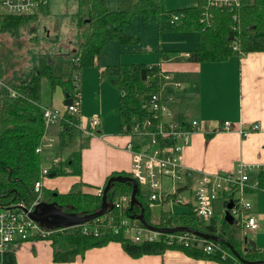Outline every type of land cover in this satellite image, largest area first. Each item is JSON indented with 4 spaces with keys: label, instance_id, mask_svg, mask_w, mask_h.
<instances>
[{
    "label": "trees",
    "instance_id": "obj_1",
    "mask_svg": "<svg viewBox=\"0 0 264 264\" xmlns=\"http://www.w3.org/2000/svg\"><path fill=\"white\" fill-rule=\"evenodd\" d=\"M162 1L136 0L131 10L109 12L105 0H77V10L73 14L75 20L69 18L67 27L71 35L74 37L77 35L80 40L68 57L61 58L66 59L67 71H61L58 63L45 59L44 64L39 61V69L33 71L30 78L21 81L19 85L8 84L16 93V97H11L7 91L0 89V206L21 203L25 208H29L33 206L37 196L33 186L40 180L43 164L42 154L35 152L36 147L41 145L44 130L41 110L42 80L48 81L51 90L60 87L64 94L63 102L69 105L75 96V88L79 90L78 79L76 80L74 76L78 77L83 68L98 66L101 52L108 42L117 41L125 45L138 41L137 38L124 33V27L130 24L134 16H140L143 24H146L151 16H155L158 34L196 33L198 47L189 54L192 62L217 63L245 53L264 52V0H239V6L234 10L210 8L209 12L212 14L210 27L200 22L206 0H197L195 7L173 11L165 10ZM46 8L47 5L41 6L38 12H45ZM233 16L237 17L236 22L232 20ZM29 17L34 16L0 14V32L12 31L19 24L29 20ZM234 43L238 50H233ZM100 76H107L110 84L119 92L120 125L130 122L134 117L146 115L149 99L161 89V71L158 65L118 64L103 68ZM65 117L73 123L77 122L68 114H65ZM78 134L73 126L61 123L56 149L59 157ZM80 174L78 150L69 153L63 159L61 157L56 165H52L48 171V178ZM119 175L130 177V173L114 172L106 178L105 183L110 177ZM256 178L258 188L263 190L264 172L257 173ZM83 186V183H76L67 193L62 194L42 188L41 201L56 204L65 212L75 215L93 214L100 209L101 195L84 193ZM131 192L130 182L111 183L106 194L109 207L105 215H113L117 219L118 212L111 205L122 196H130ZM136 199L143 209V218L147 225H163L164 228L185 227L201 233L216 234L230 244L240 259L222 243V249L229 254V257L223 259L221 252L206 254L195 244L185 248L166 245L163 240L137 244L125 239L122 234H113L110 229H106L99 236H86L81 233L79 227H73L63 234L53 233L46 238L51 241L52 261L70 263L77 255L82 256L89 249L116 242L133 259L144 255H161L166 250H178L192 258L214 260L221 264H245L242 261L247 262L246 264H264V251L257 248L253 242L245 241L246 238L239 239L237 232L232 234L225 231L224 228L228 226L226 221L222 220L218 229L212 219L205 221L190 209L186 213L161 211L160 222L155 225L150 220L149 202L140 188L137 189ZM140 212V207L128 206L122 214L134 217ZM162 219L164 222H161ZM92 222L86 224L90 225ZM238 231L240 232V228ZM0 264H15L10 251L0 256Z\"/></svg>",
    "mask_w": 264,
    "mask_h": 264
},
{
    "label": "crops",
    "instance_id": "obj_2",
    "mask_svg": "<svg viewBox=\"0 0 264 264\" xmlns=\"http://www.w3.org/2000/svg\"><path fill=\"white\" fill-rule=\"evenodd\" d=\"M47 1L48 12L51 15L49 0ZM105 1L109 12H118L127 9L125 7H130L129 4H134L136 0ZM70 2L73 9H77L76 0H67L66 7ZM196 5L197 0H192L186 7L179 9ZM65 13L62 24L66 21L68 23L70 18V15ZM136 20L137 35L134 29H127V25L126 28L124 27V33L137 38V46L110 41L101 52L98 66L83 68L79 72L80 115L85 119L96 117L99 120L96 135L88 140L85 148L78 149L80 176L45 178L43 188L62 194L67 193L75 183L80 182L84 184L83 191L95 194L111 173L130 172L132 157L126 149L129 138L120 134L117 95L110 87L108 79L100 76V71L118 64L158 65L161 71V89L172 97L168 109L173 118L184 123L196 120L199 124V130L191 135L182 153L183 166L193 171L182 192L186 195L187 202L178 208L177 212L170 211L186 213L194 204L193 189L199 173L230 172L238 162L264 165V52L245 53L217 63L192 62L185 54L197 49L196 33L158 34L155 17L150 18L147 26H141L140 17ZM50 22L53 24V19ZM53 30L57 31L56 28ZM142 30H144L143 35ZM65 34L61 39L67 37ZM139 53L141 55H138ZM177 84L181 88L177 87ZM63 101L64 94L57 86L53 89L49 106L62 111L65 106ZM224 121L231 124L232 130L220 131L219 126ZM254 123L260 124V130L242 136L240 131H245ZM78 144H81L79 139ZM71 152L73 150L68 148L61 157H66ZM256 176L257 173L251 174L250 183H258ZM88 186L95 191L93 193L88 191L90 190ZM243 198L249 202L248 215L256 219L259 230L264 223V190L248 189ZM216 203L217 200L213 202V211ZM226 204L224 203L221 221L226 215ZM212 220L216 223L214 214ZM158 221L152 223L151 220V223L157 224ZM235 221L233 217L232 222L227 223L228 226L224 229L232 234L237 232L239 239H242V232H239L238 228H244ZM254 245L264 251V243L254 242ZM15 246H17L15 250L25 251L22 256L30 264H221L214 260L192 258L178 250H166L161 255H144L133 259L116 242L89 249L83 257L76 258L74 262L54 263L51 241L48 239H30ZM13 247H10L12 255L15 252L12 251ZM16 264H21L20 260Z\"/></svg>",
    "mask_w": 264,
    "mask_h": 264
},
{
    "label": "built area",
    "instance_id": "obj_3",
    "mask_svg": "<svg viewBox=\"0 0 264 264\" xmlns=\"http://www.w3.org/2000/svg\"><path fill=\"white\" fill-rule=\"evenodd\" d=\"M47 0H0V11L12 16H33L41 6L46 5ZM239 6V0H206L202 13L201 23L206 27L212 24V14L210 8H227L234 10ZM175 18V16H173ZM237 21V17H232ZM234 29V28H233ZM189 57V54H185ZM77 80V75L74 76ZM77 87V85H76ZM177 87L181 88L177 84ZM0 89H4L11 97H16V93L6 84L0 81ZM172 101L170 95H166L161 89L149 99L147 113L144 116L134 117L130 122L121 124L120 134L129 138L126 149L132 157L130 176L137 183L144 193L151 206L163 205L173 201L175 182L186 183L192 177V169L186 168L182 164L183 147L187 146L193 133L199 130L196 120L186 123L173 118L168 109ZM44 124L41 136V145L36 147L35 152L44 154L48 166L42 164L40 171L41 180L34 183L33 191L37 195L33 201V206L41 200L42 182L48 176V171L52 165H56L61 157H52L50 154L56 144V136L53 134V127L56 124L67 123L77 129L84 137H94L99 126L96 117L85 119L80 115L79 91L75 88V96L69 105L64 106V111H59L50 107H41ZM65 114L74 117L77 122L73 123L66 119ZM220 131L232 130L231 124L224 121L219 126ZM260 130V124L254 123L245 131H240L242 136L250 132ZM264 172V165H251L243 162L236 163L234 169L226 173L209 174L199 173L194 184V214L205 221L213 217V202L219 198L224 203L233 202V207L229 210L236 222H239L244 229L254 231L258 224L256 219L248 215L250 209L249 202L243 198L248 189L260 190L258 183H250V176L253 173ZM165 182L171 183V186ZM169 186V187H168ZM165 187H168L165 189ZM169 189V190H168ZM264 190V189H263ZM100 190L97 195H100ZM238 193V198H235ZM179 203H186L178 200ZM130 206V196H122L116 200L112 208L117 212L124 211ZM79 227L83 235L99 236L106 229H110L113 234H122L129 241L137 244L153 243L163 240L166 245L175 247H190L195 244L206 254L221 252L223 258L229 257L221 243L207 241L198 238L189 232L181 233H161L145 227L139 220L124 216L117 220L112 215H103L92 224L86 223L60 227L54 229L43 228L38 222L32 220L27 211L15 207L0 206V256L9 250L10 246L29 239H45L53 233H65L68 229ZM164 227V226H158Z\"/></svg>",
    "mask_w": 264,
    "mask_h": 264
},
{
    "label": "rangeland",
    "instance_id": "obj_4",
    "mask_svg": "<svg viewBox=\"0 0 264 264\" xmlns=\"http://www.w3.org/2000/svg\"><path fill=\"white\" fill-rule=\"evenodd\" d=\"M66 1L67 0H49V7H50L51 15L48 12V4H47L48 1H47V3H46V5H47L46 9L47 10L45 12H37L35 15H33L34 17H29V20H27L25 23L19 24V26H17L12 31L0 32V81L2 80L3 81V82L1 81L2 83L6 84L8 87L10 86V85H8L9 83L14 84V85H19L21 81L30 78L33 74L32 72L39 69V67H40L39 61L42 62V64H44L45 59L48 61L51 60L55 64L58 63V68L61 71H64V72L67 71L66 59H61V58H62V56H63V58L68 57L70 54V51L77 47V43H78L77 41H79L80 39L77 37V35L75 37L73 36V34L71 35L70 30L67 27V25H68L67 21H66V23H63V24L61 23L63 18H64L63 14L66 12V10H67V13H65V14L70 15V18L72 20H75V16H73V14L76 13L77 9H75V10L73 9V5L71 6L72 2H70V5L66 7ZM191 1L192 0H163L162 4H163V7L165 10L173 11V10H180L179 8L186 7ZM124 3L126 4V2H124ZM129 6L130 7H128V6L125 7L127 9H125L123 11H128V10H131L133 8V4H129ZM75 7L77 8V0H76ZM128 8H130V9H128ZM0 14H2L1 11H0ZM137 17H140V16H134L132 18L130 24H128L126 26L127 29H130V28L134 29V32L136 35L138 33L137 28H136L137 24H138V22L136 20ZM151 17H155V16H151ZM150 18H149L148 22L150 21ZM51 19H53V22H54L53 24L50 22ZM140 19H141V17H140ZM155 19H156V17H155ZM141 22H142V20H141ZM148 22L146 24L142 23L141 26H147L149 24ZM156 25H157V23H156ZM55 28L57 31L53 30ZM65 33L67 34V37L63 40L61 38L64 36ZM143 34H144V30H142V35ZM125 45H130V46L134 47V46L138 45V41L135 43H132V44H125ZM232 48H233V50H238V46L236 45V43L233 44ZM138 55H141V53H139ZM102 78L108 79L110 87L116 92L118 108H119V92H118V90L110 84L109 78L107 76L102 77ZM52 93H53V90L50 89V87L48 85V81L43 79L41 82V105H42V107L52 108L51 106H49V105H51L50 101H51ZM79 99H80V96H79ZM63 111H64V109L62 110V112ZM120 127H121V125H120ZM52 130H53V134L56 136V144H54V150L50 154V156L57 157L56 149H57V144H58V134L61 131V127L59 124H56ZM90 138L91 137H89V138L84 137L79 132L77 137L74 138L72 141H70L71 144H70L69 148H71V150L77 152L79 147H81L83 149L87 146L88 140ZM78 139H79V142L81 144H78ZM80 139H82V140L80 141ZM42 156H43V165L48 166L49 162L46 161V158H45L43 153H42ZM63 158H65V157H62V159ZM47 178H48V176L46 177V179ZM48 179H50V178H48ZM40 180H41V178H40ZM43 181H45V179ZM77 183H79V182H77ZM165 184L171 186V183L165 182ZM184 185H185V183L182 181L175 182L174 190H177V192L173 195V198H174L173 201H170L167 204H163L162 206L161 205L151 206L150 204H148L149 209L151 211V217H152V213H153L152 219L150 218V220H152V223H156L157 220H159L158 222H160V215L159 216L157 215V214H160V210L167 211V212H170V211L177 212L176 210L185 204V203H179L178 200H182L184 202H187V199L185 198L186 195L184 193L182 194L183 189H184ZM83 187H82V191H83ZM102 187L99 189L100 191H101ZM168 187H165V189ZM42 188H43V182H42ZM88 188L90 189L88 191H91V193H93L95 191V189H93L90 186H88ZM137 188H138V186H137ZM41 191H42V189H41ZM50 191H52V190H50ZM98 191H97V193H98ZM83 192L87 193L85 191H83ZM97 193H95L94 195H97ZM100 195H101V192H100ZM235 198H238V193H235ZM40 202H42V201L40 200L39 203ZM37 204H38V202H36L35 205H37ZM35 205L32 207H29V208H25L23 206V204H21V203L10 204L7 206L22 209L24 211H27V214H29V212H31L35 209ZM54 205L57 208H60V209H62V211H64V209L62 207H60L56 204H54ZM112 205H111V207H112ZM215 205L216 206H215V209L213 211L214 219L216 222L215 227L219 228L220 223H221V219H223V212H224V208H225L223 199L219 198ZM157 207H160V208H157ZM249 211H250V209L247 212L248 214H249ZM122 217H124V215L122 214V211H119L118 215H117V220H120ZM93 220H95V219H93ZM161 222H164V219H162ZM41 226L43 228H47V229L60 228V226L56 227L53 224L50 226H46V225H41ZM150 226L158 227V226H154V225H150ZM62 227H66V226H62ZM159 228H164V227H159ZM234 230L236 231L237 229L234 227ZM240 232H242V237L246 238V240H248V241H251L253 243L254 242L255 243H257V242L258 243H264V223L262 224L261 227H259V230L257 229L254 231H248L246 229L240 228ZM173 233H181V232H173ZM35 239H41V238H35ZM13 246L14 247L12 248V251H14L15 248L17 247L15 245H13ZM10 247H9L8 251H10ZM22 253H25V251L24 250H20V251L15 250V252L13 253L15 264L17 263L18 260H20L21 264H30V262L28 263V260L24 256H22ZM83 255L82 256L77 255L75 257V259L78 257H83ZM18 257H20V258H18ZM17 258H18V260H17ZM222 259H223V256H222ZM42 264H44V263H42Z\"/></svg>",
    "mask_w": 264,
    "mask_h": 264
},
{
    "label": "water",
    "instance_id": "obj_5",
    "mask_svg": "<svg viewBox=\"0 0 264 264\" xmlns=\"http://www.w3.org/2000/svg\"><path fill=\"white\" fill-rule=\"evenodd\" d=\"M114 182H130L132 184V192L130 195V208L137 206L140 207L141 212L134 216L131 217L133 219H137L139 220L141 223H143L148 229L153 230V231H157V232H161V233H173V232H189L192 233L196 236H198L200 239L203 240H207V241H214L217 243H222L225 246H227L231 253L238 259H240L239 255L236 253L235 250L232 249V247L230 246V244L218 237L217 235H213V234H207V233H201V232H197L195 230L192 229H188L185 227H177V228H159V227H153L150 225H147L145 223V220L143 218V209L141 208L140 203L138 202V200L136 199V193H137V183L134 179H132L129 176H114V177H110L107 182L105 183V186L102 190V195H101V205H100V209L93 213V214H89V215H75L72 213H67L62 211V209L57 208L54 204H47V203H43V202H38L37 205H35V209L31 212H29L28 216L40 223L41 225H46V226H50L49 224V220L54 219L53 220V225H55L56 227L60 226H66V227H70V226H75V225H80V224H84L87 222L92 221L93 219L99 218L101 216H103L105 214V212L108 210L109 204L106 200V194L107 191L110 187L111 183ZM227 207V211H226V215L224 217V221H226L227 223H231L233 220V217L231 216L229 210L233 207V202L230 200L227 202L226 204ZM246 241V239H245ZM242 261V260H241ZM243 263H247L245 261H242Z\"/></svg>",
    "mask_w": 264,
    "mask_h": 264
},
{
    "label": "flooded vegetation",
    "instance_id": "obj_6",
    "mask_svg": "<svg viewBox=\"0 0 264 264\" xmlns=\"http://www.w3.org/2000/svg\"><path fill=\"white\" fill-rule=\"evenodd\" d=\"M53 220L54 219H51V220L48 221L50 223L49 225H52L53 224Z\"/></svg>",
    "mask_w": 264,
    "mask_h": 264
}]
</instances>
